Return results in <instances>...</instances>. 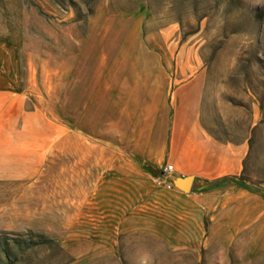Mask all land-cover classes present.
Segmentation results:
<instances>
[{"label": "rangeland", "instance_id": "rangeland-1", "mask_svg": "<svg viewBox=\"0 0 264 264\" xmlns=\"http://www.w3.org/2000/svg\"><path fill=\"white\" fill-rule=\"evenodd\" d=\"M159 144L264 200V0H0V264H264L150 232L151 174L150 225L126 192L105 215L99 172Z\"/></svg>", "mask_w": 264, "mask_h": 264}, {"label": "crops", "instance_id": "crops-1", "mask_svg": "<svg viewBox=\"0 0 264 264\" xmlns=\"http://www.w3.org/2000/svg\"><path fill=\"white\" fill-rule=\"evenodd\" d=\"M156 151L158 156L152 161L153 167L150 169L130 161H116L113 166L104 167L99 172V178L104 177V180H101L103 184L100 195L105 196L104 201L111 202L104 205L105 215L107 211L110 214L111 212L118 214L122 209L125 210L118 200L120 194L126 192L135 195L136 201L139 198L146 200L143 207L148 213V225L149 214L154 213L157 208L158 214L152 219V224L159 227L157 230L153 228L150 232L154 235L156 233L170 246L198 249L204 242L213 241L229 245L234 243L238 234L244 233L246 235L242 239L243 242H239L244 252L264 257V235L261 234L264 232V225L260 223L264 216L263 195L251 191L243 184V188L236 186L239 183L231 177L238 173L239 166L233 162L230 164L216 162L191 168L182 165L181 157L172 159L168 154L171 162L169 166L172 169L168 180L191 176L192 181L187 192L177 190L173 186L167 189L163 185L168 192L162 195V203L155 208V193L153 190L149 191L148 186L146 190L144 181L149 174L157 181L162 167L158 165L165 157L164 146L159 144ZM154 168L158 171L157 175ZM125 178L127 186L119 183ZM130 209L131 206L128 210ZM217 232L221 234L218 239L215 238Z\"/></svg>", "mask_w": 264, "mask_h": 264}, {"label": "built area", "instance_id": "built-area-1", "mask_svg": "<svg viewBox=\"0 0 264 264\" xmlns=\"http://www.w3.org/2000/svg\"><path fill=\"white\" fill-rule=\"evenodd\" d=\"M172 169L169 165H163L159 170V176L157 178V182L159 184L164 185L165 188L169 189L171 185V181L168 180L169 175L171 174Z\"/></svg>", "mask_w": 264, "mask_h": 264}, {"label": "water", "instance_id": "water-1", "mask_svg": "<svg viewBox=\"0 0 264 264\" xmlns=\"http://www.w3.org/2000/svg\"><path fill=\"white\" fill-rule=\"evenodd\" d=\"M179 180H186L187 181V185H180L178 184V181ZM191 181H192V178L191 177H184V178H174L171 180V185L177 189V190H180L182 192H187L189 190V187H190V184H191Z\"/></svg>", "mask_w": 264, "mask_h": 264}, {"label": "bare ground", "instance_id": "bare-ground-1", "mask_svg": "<svg viewBox=\"0 0 264 264\" xmlns=\"http://www.w3.org/2000/svg\"><path fill=\"white\" fill-rule=\"evenodd\" d=\"M178 184H180V185H182V186H183V185L185 186V185H187V181H186V180H179V181H178Z\"/></svg>", "mask_w": 264, "mask_h": 264}, {"label": "trees", "instance_id": "trees-1", "mask_svg": "<svg viewBox=\"0 0 264 264\" xmlns=\"http://www.w3.org/2000/svg\"><path fill=\"white\" fill-rule=\"evenodd\" d=\"M236 186H238L240 188H243V186L241 184H236Z\"/></svg>", "mask_w": 264, "mask_h": 264}]
</instances>
